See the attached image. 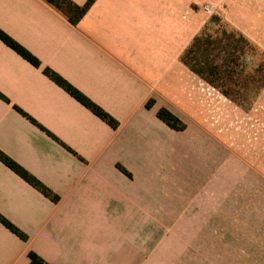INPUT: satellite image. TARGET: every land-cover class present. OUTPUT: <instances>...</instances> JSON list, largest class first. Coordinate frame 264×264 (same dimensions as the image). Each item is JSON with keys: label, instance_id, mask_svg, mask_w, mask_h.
Masks as SVG:
<instances>
[{"label": "crops", "instance_id": "1", "mask_svg": "<svg viewBox=\"0 0 264 264\" xmlns=\"http://www.w3.org/2000/svg\"><path fill=\"white\" fill-rule=\"evenodd\" d=\"M185 8L184 0H96L73 24L46 0H0V30L40 62L0 39V151L59 197L0 160V214L28 237L0 223V264H29L30 251L49 264L195 263V235L179 229L194 218L170 169L171 156L185 153L186 130L157 116L166 108L180 118Z\"/></svg>", "mask_w": 264, "mask_h": 264}, {"label": "rangeland", "instance_id": "2", "mask_svg": "<svg viewBox=\"0 0 264 264\" xmlns=\"http://www.w3.org/2000/svg\"><path fill=\"white\" fill-rule=\"evenodd\" d=\"M184 4L186 49L204 32L225 28L252 48L245 75L264 65V0ZM245 75L234 82L245 97L231 83L237 95L227 97L188 69L178 93L180 120L189 125L185 153L170 159L171 183L187 195L185 210L194 218L179 224L195 235L194 264H264V82Z\"/></svg>", "mask_w": 264, "mask_h": 264}, {"label": "trees", "instance_id": "3", "mask_svg": "<svg viewBox=\"0 0 264 264\" xmlns=\"http://www.w3.org/2000/svg\"><path fill=\"white\" fill-rule=\"evenodd\" d=\"M62 11L73 24H77L79 20L85 15L89 8L96 0H88L84 6H78L71 0H46ZM0 39L9 47L14 49L17 53L23 56L33 65L40 67V62L30 52L23 48L20 44L15 42L7 34L0 30ZM252 48L246 38L242 35H237L235 32L228 31L225 28L219 29L217 32H204L203 34L194 38L192 43L188 46L181 57L182 63L200 79L206 81L208 84L221 89V92L227 97L237 95L233 94L232 89L227 83L234 86H239L238 81L248 68L247 57L251 55ZM253 74L245 75L251 81L264 82V65L251 71ZM45 74L55 83L65 89L71 96L78 100L81 104L91 110L95 115L108 123L112 128L117 129L119 122L110 114L103 110L100 106L95 104L87 96L73 87L70 83L64 80L55 72L46 69ZM229 84V85H231ZM239 90H243L239 86ZM245 90L243 95L245 97ZM236 97V96H235ZM154 101L151 100L147 104V108H151ZM157 116L165 122L171 129L175 131H184L187 125L180 120L174 113L166 108H161L157 112ZM0 160L14 170L17 174L27 180L31 185L41 191L44 195L51 198L53 201H58L59 197L47 187H45L36 178L28 174L23 168L11 160L8 156L0 151ZM120 169L131 176V174L123 167ZM0 223L8 228L11 232L16 234L24 241L28 240L27 235L17 228L13 223L7 220L0 214ZM29 264H49L45 259L34 251L28 253Z\"/></svg>", "mask_w": 264, "mask_h": 264}]
</instances>
